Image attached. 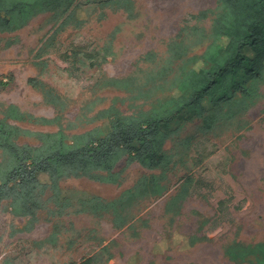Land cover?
<instances>
[{
	"label": "rangeland",
	"instance_id": "rangeland-1",
	"mask_svg": "<svg viewBox=\"0 0 264 264\" xmlns=\"http://www.w3.org/2000/svg\"><path fill=\"white\" fill-rule=\"evenodd\" d=\"M123 1L72 0L57 11L35 10L25 27L0 33V117L15 104L61 119L12 123L34 131L63 127L73 134L108 125L94 119L101 109L116 105L135 113L168 95L185 59L210 43L218 0H125L131 9ZM184 25L188 29L179 38ZM75 45L83 52L108 45L111 53L89 67L69 59ZM32 77L60 95L59 104L30 85ZM238 79L253 91L256 85L257 93L246 95L235 86L231 116L212 130H203L197 108L164 127L172 159L165 171L124 158L115 169L116 183L90 176L60 180L64 190L117 202L122 225L111 209L76 206L53 214L51 191L34 216L17 214L3 201L0 264H79L95 255L96 264H238L226 254L230 244L264 241V77L259 83L248 74ZM185 186V198L169 211L172 197ZM194 235L202 240L191 246Z\"/></svg>",
	"mask_w": 264,
	"mask_h": 264
},
{
	"label": "trees",
	"instance_id": "trees-1",
	"mask_svg": "<svg viewBox=\"0 0 264 264\" xmlns=\"http://www.w3.org/2000/svg\"><path fill=\"white\" fill-rule=\"evenodd\" d=\"M71 2L0 0V33L25 27L35 10L57 11L68 8ZM123 3L125 8L131 9L130 3L125 0ZM189 17L192 20L198 15ZM187 29L188 25H184L179 38L184 37ZM109 53L111 47L108 45L90 52H83L82 46L75 45L68 56L73 62L94 67L106 60ZM263 69L264 0H218L210 43L202 53L185 59L172 91L151 108L127 114L116 105H111L94 116V119L109 121L108 125L68 134L63 127L57 131H34L14 124L13 120L54 124L61 116H36L15 104L8 105L0 117V204L9 201L17 214L34 216L45 206L44 196L51 191L50 200L55 206L53 214L76 206L111 209L114 210L115 223L122 225L125 221L116 208L117 202L105 201L80 190H64L60 180L69 176H90L99 181L116 183L120 173L115 169L124 158L150 170L165 171L172 159L165 148L168 135L163 131L164 127L185 110L197 108L203 117V130H212L231 116L230 108L234 100L231 90L235 86L246 95L257 93L256 85L253 91L244 87L238 77L248 74L259 83L264 77ZM28 83L42 90L46 100L59 104L60 95L41 80L32 77ZM1 85L4 83L0 82ZM227 107L230 108L225 111ZM23 137H35L38 143H22ZM187 190L185 186L180 194L172 197L169 211L185 198ZM201 240L202 237L194 235L190 244L193 246ZM226 254L238 264H264V241L232 243L227 247ZM99 260L100 256L95 255L79 264H96Z\"/></svg>",
	"mask_w": 264,
	"mask_h": 264
}]
</instances>
